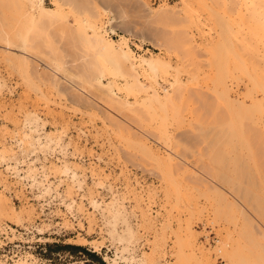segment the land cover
Returning a JSON list of instances; mask_svg holds the SVG:
<instances>
[{
	"label": "rangeland",
	"instance_id": "374dc122",
	"mask_svg": "<svg viewBox=\"0 0 264 264\" xmlns=\"http://www.w3.org/2000/svg\"><path fill=\"white\" fill-rule=\"evenodd\" d=\"M142 1L43 0L49 9L59 5L61 16L35 23L34 31L28 14L0 1V80L7 100L0 103V157L17 153L18 171L47 182L48 196L54 197L38 207L32 200L12 205L0 193L24 219L14 224L1 215L0 228H7L10 241L45 243L49 264H80L83 258L87 264H107L105 254L112 256L115 249L123 250L127 259L135 254L139 264H264V143L256 142L258 136L244 137L243 128L250 127L245 117L258 114V107L248 109L250 100L244 98L243 105H249L233 109L227 100L230 92L225 93L230 90V4L226 0ZM162 5L173 8L172 21L150 14ZM87 14L98 15L96 26L108 38H127L136 57L158 53L165 57L169 71L154 79L163 86L180 82L179 88L169 89L170 102L161 100L158 91L159 101L141 102V96L135 103L126 90L129 73L119 77L109 62L103 63L107 70L101 69L84 40L89 33ZM153 41L161 43L163 50ZM24 45L35 53L33 64L50 60L47 65L53 68L55 63L58 77L68 70L83 80L102 75L103 84L114 82L118 97L129 103L126 108L139 112L142 123L127 117L125 109L108 106L101 86L92 90L81 83L91 98L79 93L81 99L55 78L57 84L48 69L38 63L32 66L31 57L24 59L6 49ZM138 74L139 81L150 86ZM222 85L227 87L225 92ZM233 85L239 97L245 94L243 82ZM254 109L257 113L252 116ZM33 113L43 123L29 132L26 122L34 119ZM40 132L44 136L28 138ZM32 142L34 148L27 147ZM63 151L66 159L61 158ZM6 163L0 161L1 184L20 185L3 177ZM64 165L77 172L83 189L62 174ZM31 188L28 197L39 201L38 189ZM91 198L100 203L97 209L91 206ZM72 199L74 217L65 207ZM113 211L121 216L115 231L109 224ZM118 236L125 240L119 243ZM93 240L103 244L99 253L81 244Z\"/></svg>",
	"mask_w": 264,
	"mask_h": 264
},
{
	"label": "bare ground",
	"instance_id": "6f19581e",
	"mask_svg": "<svg viewBox=\"0 0 264 264\" xmlns=\"http://www.w3.org/2000/svg\"><path fill=\"white\" fill-rule=\"evenodd\" d=\"M0 1L7 3L13 9H17L23 13H26V16L28 14L34 23V24H32V21L30 22V19L28 18V20H29V22L33 28L31 31H34V28H35L34 26H36L35 23L41 24L42 22L44 23V21H52V20L58 19L61 16L59 5L56 7V9H49V8H46L43 6V4H44L43 0H0ZM181 1H183V0H181ZM201 1H203V0H200V2ZM226 1H227V5L230 4L228 6V7H230V13H229L230 15H228V16H230V28L228 27V29L230 31V33H229L230 34V85H229L230 90L228 89L229 91H226L227 87L225 88V85H222V90H223V92L226 91L225 92L227 94L226 96H228L227 92H230V98L227 99V100H229V102L228 101L227 102L230 103V106H233V109L239 108L241 106L242 107L244 106L243 109L246 108L249 104L246 106L243 105L244 104V98L245 99L248 98L250 100V101H248L250 103V106L248 109H250V107H253V106L255 109L258 107V109H257L258 114H254V113H257L256 112L257 110L254 109L255 112L253 111V113L251 114L252 116L254 114L255 115L254 117H252V118L245 117L246 121H247V122H245V124L248 123V121L250 119V121H249L250 127L248 126V124H246L247 126H243V128H245L247 131V132L245 131L246 134L244 135V137L245 136L248 137L250 135H253V138H256V136H258L259 139L256 140V142L261 140V142L263 141V143H264V0H229L230 2L228 0H226ZM198 2H199V0H198ZM212 2H213V0H212ZM144 3H145V1H144ZM202 3H204V2H202ZM199 4H201V3H199ZM27 5H28V7H27ZM202 5H204V4H202ZM172 9H173L172 7L162 5L160 8L152 10V12L150 11L151 12L150 14H152L154 17H157L159 19H163L164 22H165V20L168 21L170 19H171L170 21H172V17L174 16V12L172 11ZM147 13H149V12H147ZM19 15H20V13H19ZM26 16H25V18H27ZM87 16H88V14H87ZM94 16H96V15H94ZM94 16H92L90 14V16H88V18L86 19L87 25L86 24L85 25L87 26L89 33L86 34L84 40L88 43V45H89L88 47H90V48L92 47L91 49H93L95 58L98 60V63H99V66L101 67V69L107 70L103 63L109 62L112 65H114L117 73L119 74L118 75L119 77L124 78L129 73V75L127 77H130V82L126 83V90L128 91L129 94H131L133 96L135 103L140 102V101L143 102V101H146L150 98H152L151 99L152 101L153 100L154 101L156 100V102L159 101V99L161 97L158 96V93H159L158 91H160L162 93L163 98H161V100L164 99V101L170 102L172 100V95L169 93L170 92L169 89L175 90V89L179 88L180 82L174 81L173 83H169L168 86H163V85L157 83L154 79L157 76H159L160 74H163V73L165 74V73H167V71H169L170 65L168 62L165 61V59H164L165 57H161L159 55V53L154 54V55H150L149 57H136L134 55L133 51L128 46V39L127 38L122 37L121 35L119 36L118 40H113V39L108 38L107 32L101 26L100 27L96 26V23L98 22V17H97L98 15L96 17H94ZM19 19H20V17H19ZM26 21L27 20H25L24 22H26ZM27 24H28V22H27ZM199 24L200 23H198V25ZM118 25H119V23H118ZM120 25H121V23H120ZM39 26L42 27V25H39ZM86 26H85V28H86ZM197 28H198V26H197ZM84 30H82V32ZM199 30L201 31V29H199ZM199 30L197 29L198 33L203 32V31L200 32ZM36 31L37 30H35V32ZM40 31H41V29H40ZM79 36H81V35H79ZM202 36H203V34H202ZM82 39H83V37H82ZM80 40H81V38H80ZM157 41H159V40H157ZM152 44H153V46L157 47L159 50H163V46L161 43L153 41ZM25 46L26 45H24V47L23 46L20 47L17 50L11 49L10 46H8L6 49L10 50L13 55L15 54L17 56H21L24 59L25 58L29 59L31 57L30 59H32V62H31V65H32L33 60H34V62H36L35 55H34L35 53H33L29 47H27V46L25 47ZM13 51H17V52L15 53ZM41 57H43V55ZM45 59H47V58H45ZM49 61H47V64L51 63V61L50 62ZM27 63H29V60ZM37 63L39 64L37 66H39L40 68H44V69L46 68L49 70L52 77H54L53 78L54 81H55V78H58L57 79V80H59L58 82L61 85H64L63 88H65V89L67 88L68 90L69 89L73 90L74 92L78 93V94L76 93L77 95H79V93H80L81 95L84 96V98L87 97L89 99L90 97L88 96L87 91H85L84 88H80L79 85H82L81 83H83V85H86L87 89H92V90H94L93 87H95V86L96 87L101 86L102 88H104L105 99H106V100L105 99L104 100L108 101V104H109L108 106L111 105L113 107L114 106L118 107L119 111H120V109L121 110L125 109L126 114L128 115L127 117H129L132 121L137 122L138 124L142 123V117L140 116L139 112L135 108L134 109H132V108L130 109L129 107L126 108L129 103L127 101L121 100L120 97H118V95H117L118 86H117V89L113 88V87H116L115 86L116 84L114 82H109L107 85L103 84L100 80L103 77L102 75H99L97 78H94V79L87 77L89 79L83 80L80 77H77L74 74H71V72L68 70H64V71L61 70V71H63L62 73H64V76L58 77V76H56V75H58L56 73V71H58V67L56 66L55 63H52L53 68L49 67L47 64H44V63L39 62V61ZM34 64L32 66H34ZM29 69H32V68H29ZM130 72H131V74H130ZM138 72L141 74V76H143L146 80L149 81L148 84H150V86L149 85L147 86V84L141 83L139 81ZM52 77H51V81L53 80ZM152 77H153V83H155V84H153L151 82ZM73 78L77 79L79 82H77V80H75V79L73 80ZM57 80L55 81L56 83H57ZM54 81H53V84L55 83ZM241 82H243V84H244L243 86L245 87V94L243 95V93H242L243 96L239 97L241 94L238 93V91L236 89L235 90H233V89L236 88L237 87L236 85H238ZM1 83L2 82L0 80V103L7 101L5 98L6 96L4 97V94L6 93L5 91L7 89L4 91L5 93L3 94V92H2L3 87H2ZM59 83H57V84H59ZM234 83H235L236 87L233 88ZM96 87H95V89L97 90ZM73 91H71V92H73ZM9 92H10V90H9ZM148 92H151V94L148 95ZM217 92H220V91H217ZM214 93H216V91ZM11 94H13V92H10V95ZM81 95H79V96L81 97ZM83 96L81 97V99L83 98ZM141 96L143 98H141V100L139 101V98ZM226 98H228V97H226ZM164 101H163V103H164ZM230 108H232V107H230ZM231 111H233V110H231ZM236 111H239V110H236ZM241 113H242V111H241ZM32 116L34 117V119H32V120L30 119L29 121L26 122V128H28L29 132H35L36 129H34V127L42 126V123H43L40 118H38L37 116L35 117L34 113L32 114ZM41 130L43 133L45 132V129H41ZM243 132H244V130H243ZM44 134H42L40 132L39 134L33 135L31 137H28V138L32 139L33 137H35L34 139H32V141H34L36 138H39L40 136H44ZM248 138H250V137H248ZM50 141H52V140H50ZM253 142H255V141H253ZM261 142H260V145H261ZM33 144H34L33 142L29 143L27 147H29V145H30L31 148L32 147L34 148ZM21 146H23V145H21ZM147 147H150V145ZM147 147L145 146V148H147ZM151 148L152 147H150V151H153L152 152L153 154L154 153L157 154V152L156 151L154 152V150H152L153 148L152 149ZM28 149L30 150V148H28ZM24 150H26V149H24ZM262 150H263V148H262ZM45 151H47V149ZM59 151H61V150H59ZM150 151H149V153H150ZM24 152H27V151H24ZM31 152L34 153L33 150ZM63 152H64L63 154H60V153L59 154L61 155L62 159H66L67 158V155L65 154L66 152L65 151H63ZM20 153H21V151H20ZM16 154L13 153V156L10 158H6V157L1 158L0 157L1 158L0 161L1 162L4 161L5 163L7 162L6 163L7 170L9 169V172L14 171L13 172V174H14L13 178L16 179V181L18 183H20L19 181H22L23 179H26V180L28 179L29 181H26V182L29 185V187L31 188L32 186H34V188L38 189L39 194L36 195V193H37V191H36L33 193L34 194L33 197L36 195L35 197H36V199H37V197L39 198V202L41 203V205L42 204L47 205L51 198L54 199V197L48 196V193H50V192L47 193V188H46L47 186L45 187V185H44V184H47V182L44 181L41 183V181H40V183H39L36 181L37 179L34 178L33 176L29 177L30 175H32L31 173L30 174L27 173L28 174L27 175L24 172L18 171L19 169H17V167H15V166L17 163H19L20 160H18V159L20 157L19 156L17 157ZM24 154H26V153H24ZM28 154H30V152ZM263 155H264V153H263ZM42 156H44V155H42ZM24 157H26V155ZM58 159L59 158L57 157L56 160H58ZM25 160H26V158H25ZM33 161H34V159H33ZM9 162H12V163H9ZM25 162H27V160ZM59 162H61V161H59ZM13 164H15V165H13ZM25 164H27V166H28V163H25ZM29 164L31 165V163H29ZM2 166H3V164H2ZM22 171H24V169ZM37 172H38V170H37ZM62 174L68 175L69 181L76 183L78 185L76 187L79 188V190L84 188L85 185H83L81 183V181L79 182L77 172L73 168L71 169L68 167V165H64L63 170H62ZM3 177L9 183L8 179H10L11 176L9 177V175L8 176L4 175ZM40 180H42V179H40ZM2 181L3 180L0 179V186L2 187V190H0L1 191L0 193L3 194L4 192H6V190L10 191L11 189L10 188L6 189L7 184L6 183L4 184V182H3V184H1ZM36 182H37V184L38 183L40 184L39 187L36 186V184H35ZM14 184L12 186H18L16 184L15 185ZM21 187H22V185H21ZM49 187H48V189H49ZM31 189H33V188H31ZM21 191L24 193L23 187H22V189H17V190L14 189V194L18 193L17 197L21 198L22 197V195H20ZM23 193H21V194H23ZM5 196H7V195L5 194ZM8 197L9 196H7V198ZM22 199H23L22 204L29 203V200L27 199V197H23ZM35 201H37V200H35ZM70 201L71 202L65 207L69 212L68 214L70 216L74 217L76 215L74 213L73 208H75L76 202L73 199ZM90 204L94 209H97L100 205V203H98L97 199H94V198H91ZM12 205H13V203H12ZM41 210H43V208ZM113 212L114 213L111 216L109 224H111L113 231H115V226L117 224V221L121 219L120 218L121 216L118 213V211H113ZM1 215H4L5 218H7L9 221L13 222L14 224H16V223L21 224L20 221L23 219L22 217H20V213L15 211V208L11 207V209H10L7 206L5 200L3 199L2 196H0V216ZM1 227L3 228V226H1ZM4 229L6 230L7 228L5 227ZM127 234H129L128 237L129 236L131 237L130 231H128ZM130 237H129V241L132 238V237L131 238ZM123 238L124 237L118 236L117 241L119 243H121L125 240ZM126 241H128V239ZM129 241L126 243L127 244L130 243ZM22 243H28V242H22ZM81 244L89 245L90 248H92L93 251L97 252V253H99L101 251V249L103 248V244L101 242H96L94 240L93 241H83V242H81ZM120 245H122V244H120ZM122 251L115 249L112 256H109L106 253L104 256V261L107 264H120L121 262L129 263V262H133V261H135V264H139L138 259L135 258L136 257L135 254L133 256H131L129 259H127L126 257H123ZM23 259H24V261H22V262H19V260H21V259H13L12 263H7V262L0 260V264H38V261L36 260V258H34L32 256L25 255L23 257ZM122 264H125V263H122Z\"/></svg>",
	"mask_w": 264,
	"mask_h": 264
},
{
	"label": "built area",
	"instance_id": "2783aa9c",
	"mask_svg": "<svg viewBox=\"0 0 264 264\" xmlns=\"http://www.w3.org/2000/svg\"><path fill=\"white\" fill-rule=\"evenodd\" d=\"M3 175H6V176L9 175V177L11 176L10 179H8V181H10L12 183L16 181V179L13 178V176H14L13 172H9V170H6L3 173ZM21 185H22L23 191H24L23 197H27V199L29 201L32 200L33 202H35L36 206L41 207L43 204L41 205V203L39 201L37 202V201L33 200L31 197H28V196H31V194H32L31 190L32 189L29 187V185L27 184L26 181H21L20 185H18V186H10L9 188L11 190L10 191L6 190V192H4L7 196L10 197L13 205L23 203V199H22L23 197H21V198L16 197L14 194V189L15 190L22 189ZM0 190H2L1 186H0ZM27 190H29L30 193H25V191H27ZM41 209L42 208H40V210ZM7 231L8 230H5L4 228H0V260L7 262V263H12L13 259H21L22 260L25 255H29V256L36 258V260L38 261V264H49V261L44 258V254L46 252L45 243L37 242V240H34V242L31 241L27 244H23L21 241H17V240H16V242L10 241L7 238V234H8ZM84 263L87 264L88 260L83 258L80 261V264H84Z\"/></svg>",
	"mask_w": 264,
	"mask_h": 264
},
{
	"label": "trees",
	"instance_id": "16d2710c",
	"mask_svg": "<svg viewBox=\"0 0 264 264\" xmlns=\"http://www.w3.org/2000/svg\"><path fill=\"white\" fill-rule=\"evenodd\" d=\"M71 248L73 249V247H70V249H71ZM89 256H91V255H89Z\"/></svg>",
	"mask_w": 264,
	"mask_h": 264
}]
</instances>
